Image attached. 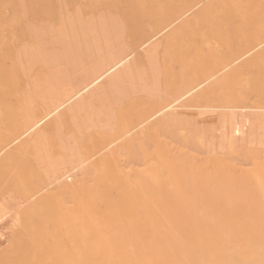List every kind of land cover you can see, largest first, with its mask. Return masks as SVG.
Wrapping results in <instances>:
<instances>
[{
	"label": "bare ground",
	"instance_id": "obj_1",
	"mask_svg": "<svg viewBox=\"0 0 264 264\" xmlns=\"http://www.w3.org/2000/svg\"><path fill=\"white\" fill-rule=\"evenodd\" d=\"M61 11L30 25L21 46L0 38V221L12 220L0 264H264V160L245 170L172 154L211 145L182 108H220L230 147L264 133V99L236 80L264 70V50L248 58L264 48V0L161 6L133 44L110 14ZM235 13L252 28L239 30ZM195 26L244 41L205 66L202 46L184 38ZM249 85L261 91L256 77ZM122 156L142 169L130 175ZM222 222L246 240L239 249L220 239Z\"/></svg>",
	"mask_w": 264,
	"mask_h": 264
},
{
	"label": "rangeland",
	"instance_id": "obj_2",
	"mask_svg": "<svg viewBox=\"0 0 264 264\" xmlns=\"http://www.w3.org/2000/svg\"><path fill=\"white\" fill-rule=\"evenodd\" d=\"M182 1H187V0H99V1L97 0H0V29H1L0 38H2V41H4L2 42L4 46L5 45L7 46V44L21 46L22 43L28 40L27 34H29V31H30L29 29H31L29 28L30 25L33 26L34 24L33 27H35L37 25L45 24L46 22H49V21H57L59 18L60 12H62L61 10H63L65 6L69 9V13L71 14H74L75 12H77V7H81L83 9V12L86 14V17H97L99 14H102V13L110 14L111 16L115 17L118 21L121 22V25L123 28V34H124L123 35L124 43L128 42L130 44H133L138 41L139 37L143 33L151 30L150 27L152 28L154 26L155 19L157 17L156 15L158 13V11H156V8H160L161 6H166V7L176 6L182 3ZM63 12H66V11H63ZM222 16H223V13L221 12L217 14L213 12L211 13L212 18L216 17L219 19V21H217L216 24L221 23L223 19ZM262 17L264 19V15H262ZM233 23L239 26V30L242 28H247V27H248L247 29L252 28L251 19H247V22L244 23L242 20L239 19L237 13H235V18L233 20ZM247 24H249V26ZM174 26H177V23ZM200 30H201L200 27L195 26L194 31H192V35L190 37L185 36L184 38L185 39L192 38L195 43H198L202 46L201 59L202 60L204 59L203 61H206L205 66L211 65L212 61L215 62L218 59L224 58V56L225 57L229 56L237 48L236 46H239L244 41L241 31L239 32L230 31L227 34V36L230 39L227 38V36L225 35L223 37L221 36L222 37L221 39L220 36L213 35L214 31L211 30L208 33L209 34V36H207L208 39L206 37H204L205 38L204 39L201 34L196 33L198 31L200 32ZM15 40H17L18 43ZM262 50H264V48L259 49L251 57H248V58H252L254 55L261 53ZM209 52L210 53L213 52V53L210 54ZM211 55H214V56H211ZM248 58L241 60L238 64L234 66H236L237 68L241 67L242 64H244V62L248 60ZM178 68L180 69L179 66H176V70H179ZM187 69L188 68L184 70L182 69V71H184L186 75H190V74H193L199 71L197 70L195 72L194 71L192 72L191 70V73H190L189 71L190 69L188 70ZM35 74L36 73H34V75ZM251 77H256L259 80L261 84L260 85L261 91L253 87H250L249 84H250ZM164 79H170V76L169 78H167L166 76V78ZM242 79L244 80V82ZM27 80L28 79L25 77L22 79V84L24 86L26 83L25 81ZM236 80L238 82L242 81V83L240 82V84L243 87L240 89L248 93V96L251 99H260V97L264 99V92H263L264 91V70L260 72L259 74H257V76L252 70H247V72L245 71L237 75ZM246 82H248V84H246ZM217 109L216 108L215 109L214 108L212 109L202 108V107H192L190 109L189 108L180 109L184 117H187L190 120H193V122H195V125L198 128L206 130L207 141H210L208 142V144L211 143V145L209 146L206 145L203 148L204 150L201 149V151L193 149V148L189 149L187 147H184V148L179 147L178 150L174 149L172 151V154L185 152L184 154L195 156L199 160L210 159V158H213V156L221 157L224 159L226 164L230 165L232 168L234 167L236 169L240 168V169H245V170H248L251 168L253 169L255 156L259 157V161L263 162L264 160V140H263L264 133L262 131H258L255 133L254 137L250 135L248 139L239 138L237 143L235 144V147H230L228 140L223 139L222 137V128H221L222 124H220L222 123V119H223V117L220 114L222 110L220 108L219 110ZM191 128L192 126H187L188 131ZM259 138L260 140L263 138L262 141L259 142ZM251 139L254 141H252ZM166 140L171 142V138H167ZM233 149H235V151H232ZM206 157H209V158H206ZM121 163L124 164L123 168L125 171H128V172L130 171V175L133 174L132 173L133 170H141L143 167L140 163L137 164L135 161L128 163L126 160V156L121 157ZM82 176L80 177L82 178ZM112 193L115 195L116 190L113 189ZM41 195L42 194H40V196ZM14 213L15 212L12 211L11 215L13 216ZM226 223L222 222V223H219L221 225L219 224L217 225V227H219L218 231L220 230L219 234L220 233L223 234L222 236L220 234L219 237L221 236L220 239H223L224 236H226L227 238H224L226 243L233 249V251L235 249L237 250L241 247L242 243L246 242V240L241 242L239 240V237H236V236L232 237L231 235H233L232 234L233 232L232 233L231 231L229 233L227 232L230 230V227H231L230 223L228 222ZM241 223H238V226H240ZM10 224L12 225L11 217L10 218L7 217L3 219L2 221H0V227H1L0 229L5 233V236L3 238H0V252L4 250L5 248H7L8 245H10V239H11V234H12V229H10L12 227ZM242 224L244 225V223ZM254 231H258V229H255ZM252 233L251 234L246 233L247 235H244V236H246L247 239H250L252 241L253 239L254 241H256V238L259 239L258 236L255 235L254 232ZM227 241L228 242L231 241V242L228 243ZM237 242L240 245H237L236 244ZM231 248L228 249L227 251L228 253L230 252L232 253Z\"/></svg>",
	"mask_w": 264,
	"mask_h": 264
}]
</instances>
